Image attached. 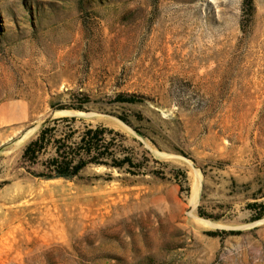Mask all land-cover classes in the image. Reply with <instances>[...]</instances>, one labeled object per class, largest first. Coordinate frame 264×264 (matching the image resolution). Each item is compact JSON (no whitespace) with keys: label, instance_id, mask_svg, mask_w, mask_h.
<instances>
[{"label":"rangeland","instance_id":"1","mask_svg":"<svg viewBox=\"0 0 264 264\" xmlns=\"http://www.w3.org/2000/svg\"><path fill=\"white\" fill-rule=\"evenodd\" d=\"M242 8L0 0V264H264V0ZM70 90L95 112L76 126L120 131L142 172L21 163Z\"/></svg>","mask_w":264,"mask_h":264},{"label":"trees","instance_id":"2","mask_svg":"<svg viewBox=\"0 0 264 264\" xmlns=\"http://www.w3.org/2000/svg\"><path fill=\"white\" fill-rule=\"evenodd\" d=\"M243 21H250L254 14V0H243ZM69 98L65 101L58 99L50 101L52 108L85 110L92 102L91 96L86 91H69ZM121 97L119 100L135 102L134 93H128L129 99ZM59 94L58 97H61ZM128 114H119L118 117L135 130L136 127ZM81 119L75 115H63L52 118L43 125L36 137L31 139L21 155V163L30 169L41 165L42 170L32 172L38 176L48 178L77 176L88 164L105 165L107 167L125 168L136 174L142 172V162H136L134 151L123 146V155L116 154V147L121 144L123 134L109 128L104 124H85L83 128L76 126ZM147 159V157H145ZM144 172V171H143ZM185 175V172H184ZM253 210L251 220H256L264 215V202L249 203ZM202 214V213H201Z\"/></svg>","mask_w":264,"mask_h":264},{"label":"water","instance_id":"3","mask_svg":"<svg viewBox=\"0 0 264 264\" xmlns=\"http://www.w3.org/2000/svg\"><path fill=\"white\" fill-rule=\"evenodd\" d=\"M56 110H63V111H68V113H65V115H76V114H84V115H87L89 113H95L93 111H85V110H78V109H63V108H52L51 111L55 112ZM257 221L259 220H256L255 222H253L254 224L257 223Z\"/></svg>","mask_w":264,"mask_h":264},{"label":"bare ground","instance_id":"4","mask_svg":"<svg viewBox=\"0 0 264 264\" xmlns=\"http://www.w3.org/2000/svg\"><path fill=\"white\" fill-rule=\"evenodd\" d=\"M17 109V108H16ZM14 110V109H13ZM55 112H58V113H61V114H65V113H68V111H63V110H56ZM87 115H89V116H91V115H95V113H89V114H87ZM118 124H122L121 122L120 123H118ZM26 139V136H23L22 138H21V141H23V140H25ZM262 220H264V219H261V220H259V221H257V223H259L260 221H262ZM208 223H212V224H215V223H213V222H211V221H208V220H206ZM223 225H228V224H223Z\"/></svg>","mask_w":264,"mask_h":264},{"label":"crops","instance_id":"5","mask_svg":"<svg viewBox=\"0 0 264 264\" xmlns=\"http://www.w3.org/2000/svg\"><path fill=\"white\" fill-rule=\"evenodd\" d=\"M5 218H6V220H7L6 224H3L2 222H0V233H3V230H1V228H2L4 225H6V226L9 227V221H8L9 217H5ZM1 220H4V218L0 216V221H1Z\"/></svg>","mask_w":264,"mask_h":264}]
</instances>
